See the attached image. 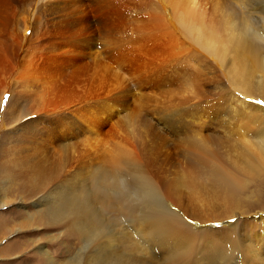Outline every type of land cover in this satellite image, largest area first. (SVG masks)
<instances>
[{"label":"rangeland","instance_id":"rangeland-1","mask_svg":"<svg viewBox=\"0 0 264 264\" xmlns=\"http://www.w3.org/2000/svg\"><path fill=\"white\" fill-rule=\"evenodd\" d=\"M47 1L0 0V264H60L84 250L89 241L74 228L50 219L47 213L57 192L51 188L61 179H64L63 185L67 181L88 192L96 187L104 192L101 193L104 198L100 199L103 203L97 201L94 207L101 212L103 230L116 232L114 243L120 247L113 255L120 258L122 264H170L173 257L185 255L191 256V264H264L263 259L254 260L257 251L253 247L261 243L249 246L252 241L248 239L252 238L251 232L259 231V225L264 226L258 217L261 214L264 219V170L258 173L241 169L247 157L241 146L243 136L238 132L240 123L247 120L246 115L240 113L239 106H245L241 105V100L245 98L264 106V100H253L247 94L250 90L252 96L264 93V87L260 89L258 84L264 76L260 63L258 68L251 70L252 77L254 74L257 77L251 79L249 89L232 83L234 81L229 80L233 65L231 54L221 62L203 43L198 32L186 30L180 21V0H86L79 8L65 5L63 0H53V3L64 5L61 12L53 13L56 16L54 24L50 20L53 14L42 8ZM217 1L199 0V5L204 10L206 26L223 30L221 13L228 9L224 13L229 15L234 0H220L221 5ZM36 15L39 17L37 37H40L37 42H41L38 44L41 48L31 51L25 57V64L13 62L9 53L15 43L16 27L20 24L19 32L29 35ZM67 19L75 20L78 28L90 24L89 31H99L95 40L102 42L104 47L105 42L110 41L114 51L103 55L105 66L102 64L86 73L77 63L74 65L77 70L70 71L64 57L55 59L51 57L53 54L41 50L51 36L68 31ZM31 73L39 80H30L28 82L36 83L23 87L21 82ZM52 84L55 91L50 89ZM111 89H118L120 97L115 103H105L107 111L83 104V98L107 95ZM20 94L30 97L27 105L36 109L46 106L47 99H51L49 95L53 97L49 107L78 106L74 108L76 115H83L90 128L86 147L82 136L77 137L75 133L66 141L71 140L70 145L73 144L69 150L62 149L58 141L55 144L41 141L39 147L28 150L27 141L20 138L24 134L15 139L8 133L19 117L12 112L16 109L13 100L16 96L19 98L21 112L26 103L18 97ZM109 105L112 109H108ZM36 109L32 114L41 113ZM28 116L25 119L35 115ZM30 153H33V160L22 159ZM62 156V163L68 166L61 164L59 168ZM10 158L13 159L8 162ZM215 169L219 172L226 169L224 172L238 176L242 182L241 191L229 197L227 188L213 177ZM112 179L120 183L107 187L105 182L110 183ZM35 183L40 184L36 191L33 190ZM109 202L113 204L111 207L106 204ZM153 207L176 211L194 238L185 241V234L171 235L168 245H150V250L144 249V244L139 245L144 241L142 234L148 235L152 230L144 232L139 226L148 225L144 215ZM207 226L211 228L206 229ZM92 246L86 251L89 254L94 250Z\"/></svg>","mask_w":264,"mask_h":264},{"label":"bare ground","instance_id":"bare-ground-1","mask_svg":"<svg viewBox=\"0 0 264 264\" xmlns=\"http://www.w3.org/2000/svg\"><path fill=\"white\" fill-rule=\"evenodd\" d=\"M84 1H86V0H63L62 3L65 4V5L66 4H70V5H72V7H76L77 8L78 6L83 5L82 3ZM94 1H98V0H94ZM105 1H107V0H105ZM218 1L220 2V0H218ZM180 2H181V5H182V7H180V8H182L181 12H180V15H181L180 21L182 22L183 26L185 25L186 30L188 32H190V33L198 32L199 35H200V39L202 38L203 43L208 48H211L212 53L215 52V54L218 56V58L221 59L220 60L221 62L223 61V57H228L231 54L233 65L231 67V70H232L231 79H229V80L230 81L233 80L234 82L231 81L232 83L239 84V86H241L243 89L247 88L248 86H250V83L252 81L251 79H253V77L255 76V74H254V76L252 77L251 70L253 68L256 69V67L258 68L259 67V63H260L261 69L264 68V0H234L233 1L234 2L233 5H231V6H233V9H232V12L230 11L231 13L229 15H227L228 13H226V14L224 13L228 9L227 10L225 9L226 11H224V9H222V11H224V12L221 13V22H222V24L224 26L222 25L223 27L222 26L221 27H222L223 30L225 29V31L220 30V29L215 28V27L209 29L208 26H206L205 21H204V10L201 9V5H199V0H180ZM219 2H218V5L219 4L221 5V2L220 3ZM150 3H151V1H150ZM230 3L232 4V2H230ZM215 4H216V7H218L217 3H215ZM198 5L200 7H198ZM63 6L64 5H61L60 3H57V1H55V3H53V0H48L47 2H45L42 5V8L45 10L46 13L50 12L52 14L53 13L57 14V13H59L58 11H60V9ZM227 6L230 7V5H228V4H227ZM67 7H68V5H67ZM40 8H41V3L38 5V13H39ZM218 8L221 9L220 7H218ZM69 10H71V8H69ZM63 12H65V11H63ZM78 12H80V11H78ZM60 14H62V13H60ZM60 14H59V16H61ZM35 17H36V19L33 18V22H32V24L30 26L31 27V31L29 32L30 33L29 35H27L25 33L22 34L21 32H19L20 29H21V28H19V26H21L20 24L17 25V27H16L17 28L16 30H18V31L15 34V37H16L15 38V43L12 46L13 48H12L11 53H9L10 58H11V60L13 62L24 63V62H26L25 57L31 51H34L36 49L38 50V49L41 48V46L38 45L41 42L40 41L37 42V38L39 37V36L37 37L39 17H38V15H36ZM54 17H56V16H54V14H53V19H50V20L53 21L52 24H54V22L56 21V19L54 21ZM72 17H74V16H72ZM68 18H70V17H68ZM75 18L76 17H74V19ZM77 18H78V16H77ZM83 18H84V15H83L82 19ZM89 18H91V17H89ZM69 20L67 21L69 23L66 24V25L70 24L69 28L66 29L68 31H66V32H58L57 36L54 34L55 37H53V38H51L52 37L51 36L49 40L47 39L46 42L44 44H42L44 47H42L41 50L44 49V51H46L45 53H49L51 55L53 54L51 57L55 58V59L64 57L66 59V61H68V70H70V71H72V68H74V71L77 70V67L76 68L74 67V65L77 64V63L80 64V66L83 68V71L85 70L86 73L90 72L91 70L94 71L93 69L96 68V67H98V68L102 67V64H103L102 63V61H103L102 57H103V55L108 54V53L111 54L114 51L111 48L110 44H109L110 41L109 40L106 41L105 42L106 45L104 47V44L102 42H100L98 39H96L97 41L95 40L97 32H99V31H93V30L89 31L88 27H89L90 24L85 25V26H81V27L78 28V26L75 24L76 23L75 20L73 22H70ZM60 21L62 22V20H60ZM95 21H96L95 19L92 20L93 23H95ZM80 23H82V22L80 21ZM219 23H220V21H219ZM52 24H50V25H52ZM44 31H46V30H44ZM41 35H43V34H41ZM98 35H100V34H98ZM100 38H101V36H100ZM103 38H104V35H103ZM98 41L100 43H98ZM69 44H70V47H67V46H69ZM97 47H102V49L97 50L96 49ZM181 52H182V50H181ZM185 53H187V51ZM174 57H175V55H174ZM170 58L172 59V57H170ZM29 60H27V61H29ZM182 62H185V61H182ZM33 63H32V65H33ZM103 65L105 66V64H103ZM192 65H194V64H192ZM30 66L31 65H29V67ZM159 68H158V70H159ZM34 72H35V70H34ZM85 72L83 73L84 75H85ZM80 73H79V75H80ZM39 74H40V72H39ZM81 76L84 77L83 75H81ZM58 77H60V76H58ZM82 77H81V80H83ZM255 77H257V76H255ZM21 78L23 79V77H21ZM77 78H78V76H77ZM260 78H261V80L259 79L260 82H258V84L260 83L261 87H259V88L263 89L264 85H262V84H263L264 81L263 82H261V81L264 80V76L263 77L261 76ZM89 79H87V80H89ZM23 80L24 81L21 82L23 87L24 86H33V84L36 83L34 81L35 80L38 81L39 78L34 73L31 76L24 77ZM30 80H34V81L33 82L31 81L32 83H30V82H28ZM74 80H76V82L78 81L76 78ZM7 83H8V81H7ZM11 84L12 83H10L9 86H11ZM56 87H58V86L56 85ZM259 88H257V89H259ZM50 89L54 90L53 84L50 87ZM247 89H249V88H247ZM48 91H47V93H48ZM199 91H203V90L199 89ZM218 91L220 92L219 88H218ZM109 92L110 93L113 92V93H111V94L107 93V95H101L100 94L99 96L97 95L96 97H91L92 99L87 98V97L85 99L83 98V101H85V103L83 102V104L86 105V106H88V104L89 105H96L99 109L102 108V109L105 110L106 109L105 103H107V102L108 103L109 102H114L115 103V102H117L119 100V97H120V95H119L120 91L118 89L117 90L116 89H111ZM257 92H258V90H257ZM257 92H256V94H257ZM5 93H7V92H5ZM252 93L253 92H251V90H250V92H247L248 97L253 98V100L254 99L255 100L256 99L264 100V93L263 94L260 93L261 95H258V96H252ZM22 94H24V93L22 92ZM196 94H195V96H196ZM18 95H19V93H18ZM145 95H147V94H145ZM49 96H50L51 99L53 98L51 95H49ZM234 96L236 97V95H234ZM14 97H15V95L13 96V98ZM18 97H21L22 100L24 99V102H26V103L23 104V106H22L23 109H22V112H21L20 111L21 105L18 104L19 103V98L17 99V96H16V100L15 99L13 100L12 105H15L16 109H14L12 112L15 113V116L19 115V117H18V120H17L18 123L15 126H13L8 131V133L11 134V136H13V137L15 136V139L17 137L19 138V136H21L22 134L27 135V136L22 135V137H20V138L23 139V140H26L27 144H28V142L30 143L29 145L26 144V146H29V147H27L28 150L32 151L33 149H36V147L40 144L41 141H44L45 143L48 142V143H53V144H55L58 141L60 146L62 147V149L66 150L68 148V150H69V148L73 144L70 145L71 140H70L69 143H66V141L70 139L72 134L75 135V133H77L75 135L77 137L79 136L81 138V136H82L81 139H82V142L84 143L83 145H85L84 147H86V141H87L86 136H88L87 133L89 132L90 128H88V126H86V124H85L86 122H85V119H84L85 117L82 118L83 115L82 116L76 115L77 113H75V109L74 108H76L78 106L75 105L76 107H71V105L69 106V105H64L63 104L62 106L59 105V106L49 107L48 105L50 104V100L51 99L50 100L47 99L48 103L46 104V106H44L43 108H40V109H38V108L36 109L35 106L33 107V106L27 105V102H29V98L30 97H27L26 94L25 95H21L20 94V96H18ZM235 97H233V98H235ZM54 99H56V98H54ZM45 101H46V99H45ZM54 101H56V100H54ZM52 103L53 102H51V104ZM57 105H58V103H57ZM241 105H245V106H239V108L241 107L240 108V113L246 115V118H247L246 121L240 123V129L238 131L243 136L242 139H241V142H242L241 146H243V154L247 157L246 160L243 157V159H244L243 161H244L245 166H241V169L245 168L247 171L248 170H252V171L260 173L261 170H264V106L257 105L256 103H253V102H248L245 98H244V100H241ZM111 107H112V104H111ZM111 107L109 105L108 109H112ZM33 109L34 110L36 109L37 112H39V110H40L41 113L39 112L38 114H36V113L32 114L31 111H33ZM23 110H24V112H23ZM106 111H107V109H106ZM224 111H226V110L224 109ZM229 111H230V109H229ZM233 111L235 112V109H233ZM28 115H30V116L31 115H35V116H33V118H30V119H25V117H27ZM247 121H249L250 125L247 124ZM251 125H256V127H252ZM209 130H211V129H209ZM58 131H60V133ZM11 136L9 135V137H11ZM26 146H24V147L26 148ZM52 146L53 145H51L50 147H52ZM41 148L40 149L37 148V150H41ZM20 149H21V146H20ZM18 151H20V150H18ZM53 152H55V150ZM22 153H23L22 155H24V152H22ZM80 153H81V151H80ZM32 154L30 153L28 156L27 155L24 156V157L22 156V159L33 160L34 156ZM103 155H105V154H103ZM36 157H38V156H36ZM12 159L10 158L8 160V162L10 160H12ZM62 159H63V156L61 158V161L60 162L58 161L59 162V164H58L59 168L61 167V164L64 167L68 166V165H64V163H62V161H63ZM253 159H256L257 162L255 160H253ZM67 162H68V160H67ZM65 163H66V161H65ZM224 171L222 170L221 172H219L218 169H215L214 170L215 173H214L213 177H215V180L218 183L222 184L223 186H225L227 188L226 189V193L229 195V197H232V194H237V193H239L241 191L242 182H241L240 178L238 176L233 175L232 172H230V171L224 172ZM58 173L56 175H58ZM109 173H111V172H109ZM103 174H104V172H103ZM116 174H115L114 177H117ZM59 175H61V174H59ZM114 177H112V178L114 179ZM68 179H70V178H68ZM113 179L111 180L110 183L109 182H105L107 187L110 186L111 184L114 185L115 183L120 181L119 178H117V180H119L117 182H114L115 179L114 180ZM106 180H110V179H106ZM63 183H64V179H61L60 181L57 180L54 183L53 188H51V190H54V189L56 190L57 189L56 190L57 192L53 196L54 204L51 206V208L47 212L49 214V218L54 220V221H56V222H60L64 226H67L69 228H74L81 235V237L85 241H87V242L89 241V243L84 245V247H83L84 250L79 252L77 254V256L71 257L67 262H63V263H60V264H122L121 259L118 258L116 255H113L114 253L118 252V248L120 247L117 243H114V240H115L114 238H117L116 237L117 236L116 232L114 230H111L109 232H106L107 230H103V226H102L103 225V222H102L103 219L101 218V216H102L101 212L99 211V209L97 210V207H94V204L97 203V201L101 202L100 199H102V197H103V195L101 193H104V192H102V190L99 191V189L97 187L95 188L94 191L88 192V191L85 190L86 188L84 189V188H81L80 186L78 188H81V189L76 188L74 183L73 184L72 183H68L67 181H66L65 185H63ZM138 184H140V183H138ZM62 186H64V187H62ZM58 187L61 188L60 191L58 190ZM151 187H153V186H151ZM39 188H40V184L39 183L38 184L35 183L34 186H33V190L36 191ZM115 188H116V185H115ZM108 190H109V188H108ZM145 194L148 195L149 194L148 191H145ZM158 202H159V200H158ZM101 203H103V202H101ZM106 204H107L108 207H111V205H113L110 202L106 203ZM163 209L157 208V207H153V208L150 209L149 212H147L144 215L146 217L147 221H148V225H143L142 224L141 226H139V228L142 231H144V232L147 231V230H150V229L152 230L151 232L148 233V235L142 234V238L144 239V241H143L142 244L139 243V245L143 246V244H144V249L150 250V248H149L150 245H154V246H156V245H160V246L168 245L169 243H168L167 240L169 239V237H171V235H184L185 234V237L183 238L185 241L192 240L194 238L193 232L189 231V227L184 222H182L183 220L181 218H179V215H178V213L176 211H173L171 209H169V210L165 209L163 211ZM109 215L111 216V214H109ZM258 217H259V220L264 224V219H263L262 215L260 214ZM105 221H106V219H105ZM107 222H108V220H107ZM254 223L258 224L257 221H255ZM252 225H254L253 222H252ZM143 226H148V227L146 229H144L145 227L143 228ZM259 227H260L259 231H253V232H251L249 234V235H252V238L248 237V239H251V241H252L249 244V246L259 245L258 243H261L260 246H257V247L254 246L253 247L257 251L255 256H254V260H256V259H263L264 260V226L262 227L261 225H259ZM210 228H211V226H207L206 227V229H210ZM221 231H223V230H221ZM186 232H188L189 234L187 235ZM259 232L260 233L262 232L263 234H260V235L258 234L255 237L253 236V234L255 235V233H259ZM140 233H142V232L140 231ZM207 234H209V233H207ZM174 240H176V239H174ZM139 242H141V241H139ZM238 244H240V241H239ZM187 245H189V244H187ZM91 246H92V248L94 250L92 251L91 254H89V252H86V251L89 250V248ZM105 247H108V248H106L105 252H103V249ZM122 249H124V248H122ZM90 250H92V249H90ZM226 250H227V247L225 248V251ZM229 252H231V251H229ZM191 255L193 256L192 252H191ZM215 257H216V255H215ZM229 257H230V255H229ZM210 258H212V257H210ZM190 259H191L190 255L189 256L185 255V256H183L181 258H177V259L175 257H173L170 260V262H172L170 264H181L182 262L185 263V264L186 263L187 264H191V260ZM93 260H94V263H92ZM134 260H136V259H134ZM179 262H181V263H179ZM139 263L140 262H138V264ZM141 263H143V262H141ZM136 264H137V262H136Z\"/></svg>","mask_w":264,"mask_h":264}]
</instances>
